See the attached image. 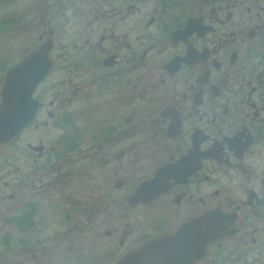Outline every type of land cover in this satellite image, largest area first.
I'll use <instances>...</instances> for the list:
<instances>
[{"label":"flooded vegetation","instance_id":"af4514ba","mask_svg":"<svg viewBox=\"0 0 264 264\" xmlns=\"http://www.w3.org/2000/svg\"><path fill=\"white\" fill-rule=\"evenodd\" d=\"M91 1L38 0L7 14L9 34L40 29L20 59L49 39L42 82L53 74L5 144L25 140L24 214L12 220L40 223L36 198L53 191L65 224L90 220L100 205L131 213L104 230L116 261L191 225L178 241L198 246L187 264H264V0H110L94 13ZM43 113L64 128L48 150L28 139L47 123ZM69 177L91 182L82 198L54 190Z\"/></svg>","mask_w":264,"mask_h":264},{"label":"rangeland","instance_id":"374dc122","mask_svg":"<svg viewBox=\"0 0 264 264\" xmlns=\"http://www.w3.org/2000/svg\"><path fill=\"white\" fill-rule=\"evenodd\" d=\"M37 1L15 0L14 2L0 3V23L4 24L0 27V87L3 83V71L18 62L22 52L30 46L40 31V29L33 30L31 29L33 25H28L24 31L21 30L15 34L7 33V14L11 9L31 8ZM111 7L110 0L91 1L93 13L96 10L101 11ZM54 13L56 15L59 11L55 10ZM49 15H42L38 17V20H44ZM52 80L53 74L46 81L41 82L43 84L52 83ZM50 94L51 92L46 93L44 99H50ZM65 103L63 100L61 106H64ZM39 116L47 123L38 125L33 133L28 134V139L41 140L48 150L51 146L50 139L64 128H59L58 131L54 130V127H51L54 124L52 118H46L44 113ZM24 143L25 140L19 139L17 144L0 145V264H114L117 257L115 253L106 251L107 245L105 244L111 238L106 237L104 230L112 225L116 227L119 221L125 219L132 222L130 212H125V217L121 218L117 216V213H108L104 206L100 205L90 220L78 218L73 223L65 224V221L61 219L67 208L66 206H57L53 209L51 202L55 203L58 196L53 195L54 192L50 191L51 195L49 196L48 193L42 194L44 203L38 197L36 198L39 203L36 202L32 218L37 219L40 216L42 219L40 223L36 222L26 229V223L23 222L22 225L21 222L14 221L19 215L24 214L23 210L18 211L19 205L21 206L23 202L22 193L24 191L23 185L20 184L25 170L22 161ZM90 173L89 170L88 174ZM85 181L89 184L87 185ZM95 182L94 180L93 185ZM3 183H6V187L3 186ZM85 186L91 187V182L88 179L69 177L61 183L55 184L54 190L59 195L62 194L63 198L66 195H73V192L74 196L82 198L80 191ZM10 191L15 196L14 199L7 200L6 197ZM39 206L40 209L37 211ZM113 244L118 246L115 237ZM81 251H85V255H88L87 259L75 257L76 253Z\"/></svg>","mask_w":264,"mask_h":264},{"label":"water","instance_id":"95a60500","mask_svg":"<svg viewBox=\"0 0 264 264\" xmlns=\"http://www.w3.org/2000/svg\"><path fill=\"white\" fill-rule=\"evenodd\" d=\"M49 47L50 41L46 38L33 51L5 71L0 87V145L15 137L35 113L38 102L31 95L50 67L47 55ZM151 184L152 182L149 183ZM139 197V191L136 190L129 199L135 202ZM190 228L191 225L182 227L173 237L164 235L141 244L118 259L115 264H187L191 252L193 251L194 254L199 251L197 245L187 242L178 243L179 237L188 233ZM201 231L202 233L198 234L203 236V239L198 244L209 241L217 234L215 225L211 228L206 226L205 231Z\"/></svg>","mask_w":264,"mask_h":264}]
</instances>
